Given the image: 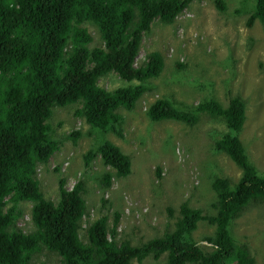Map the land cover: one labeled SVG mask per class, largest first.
<instances>
[{"label": "trees", "instance_id": "obj_1", "mask_svg": "<svg viewBox=\"0 0 264 264\" xmlns=\"http://www.w3.org/2000/svg\"><path fill=\"white\" fill-rule=\"evenodd\" d=\"M191 1L0 0V264H142L163 255L166 264H255L231 230L251 201L264 200V173L240 138L247 107L240 95L226 104L211 96L193 105L164 97L145 110L152 121L174 119L194 126L207 113L225 122L218 136L211 130L213 148L226 152L241 175L235 182L216 173L209 179L215 214H204L189 201L180 204L177 214L168 206L174 216L171 229L133 243L119 237V211L112 226L106 213L85 220V178L68 189L66 175L60 176L56 200L45 196L38 178L39 166L47 165L65 140L78 145L81 137L90 139L83 153L86 168L100 156L103 167L114 169L100 179L104 192L114 176L131 172V157L107 133L123 132V110L136 106L150 88L149 80L165 67L159 50L136 62L143 34L157 19L176 22ZM218 2L225 10V1ZM234 11L248 14L249 26L257 20L264 25V0L238 1ZM88 24L97 27L100 43L93 45ZM110 72L126 84L113 89L100 85L99 79ZM64 107L72 108L83 125L59 133L49 119L55 108ZM54 170L61 173L60 166ZM101 201L103 207L111 204L104 196ZM22 204H30L32 226L26 230L18 224L27 212ZM200 220L216 228L203 238L211 248L202 247L193 235Z\"/></svg>", "mask_w": 264, "mask_h": 264}, {"label": "rangeland", "instance_id": "obj_2", "mask_svg": "<svg viewBox=\"0 0 264 264\" xmlns=\"http://www.w3.org/2000/svg\"><path fill=\"white\" fill-rule=\"evenodd\" d=\"M224 1L225 10L218 0H193L176 22L167 24L157 19L143 34L136 62L145 59L150 51L159 50L165 67L158 77L149 80L150 88L136 106L123 110V132H109L106 136L131 157V172L124 178L114 176L104 192L100 179L107 170L114 169L103 167L100 156L91 168L85 167L83 153L89 147V138L81 137L78 145L65 140L48 164L38 168L47 198L57 199L60 176L66 175L68 188L80 177L85 178L89 213L85 220L106 213L112 226L115 211H119V237L133 243L171 229L174 216L168 214V206L177 214L180 204L189 201L204 214H215L212 203L216 195L209 179L216 173L235 182L241 175V168L226 152L213 148L211 130L218 136L226 124L207 113H202L194 126L174 119L152 121L145 110L164 97L193 105L205 97L214 96L226 104L231 96H242L247 107L240 138L251 161L264 173V25L257 20L249 26L248 14L234 11L241 0ZM88 27L94 35L93 45L100 43L97 27ZM99 84L113 89L126 81L110 72L99 79ZM49 120L59 133L83 125V119L74 116L70 107L55 108ZM100 138L104 139V134ZM56 166H60L61 173L54 170ZM102 196L111 202L107 207L102 206ZM22 206L27 212L19 225L27 220L30 204ZM215 230L207 220H200L193 235L209 247L203 238ZM231 230L239 243L247 245L255 264H264V200L251 201L233 220ZM142 264H166V258H150Z\"/></svg>", "mask_w": 264, "mask_h": 264}, {"label": "clouds", "instance_id": "obj_3", "mask_svg": "<svg viewBox=\"0 0 264 264\" xmlns=\"http://www.w3.org/2000/svg\"><path fill=\"white\" fill-rule=\"evenodd\" d=\"M131 170H132V169H131ZM65 187H66V186H65ZM67 188H68V187H67ZM71 188H72V187H70V188H68V189H71ZM179 209H180V206H179V208H178V211H179ZM27 215H28L27 220H25V222H24L23 225H20L21 227L24 228V230H26L28 227L32 226L31 215H30V213H28ZM24 216H26V215H24ZM24 216H23V217H24ZM23 217H22L21 219H23ZM92 218H93V217H92ZM21 219H20V220H21ZM203 242L207 243V245H208L209 247H207L206 245L201 244V243L198 241V243H199L202 247H204V248H211V247H212L211 243H208V242L205 241L204 239H203Z\"/></svg>", "mask_w": 264, "mask_h": 264}]
</instances>
